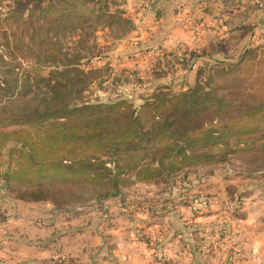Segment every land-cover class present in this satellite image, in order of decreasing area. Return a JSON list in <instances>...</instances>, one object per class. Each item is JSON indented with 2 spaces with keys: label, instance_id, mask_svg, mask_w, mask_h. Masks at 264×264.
Returning <instances> with one entry per match:
<instances>
[{
  "label": "rangeland",
  "instance_id": "374dc122",
  "mask_svg": "<svg viewBox=\"0 0 264 264\" xmlns=\"http://www.w3.org/2000/svg\"><path fill=\"white\" fill-rule=\"evenodd\" d=\"M32 1L0 0V83L4 86L7 81L13 86L0 89V104L6 106L38 102L50 93L48 78L53 79L52 83L63 79L51 72L70 70L75 56L80 57L74 63L76 67L98 72L91 79L86 77V81L81 72L68 73L74 89H79V100L73 102L127 99L139 107L159 93H179L194 86L200 69L204 71L201 79L206 81L211 66L235 62L250 47L256 48L259 55L264 51V0H170L171 5H176L172 6L174 19L180 14L185 32L198 28L196 13L181 9L188 3L217 19L213 42L208 39L204 46L195 41L180 42L173 50L164 40L152 44L145 37L133 39L130 33L134 28L110 29L88 20L76 28L53 30L42 24L44 21L37 16L40 10L34 7V11ZM152 1L128 0L126 16L133 19L135 28L141 25L147 30L154 21L155 14L146 10ZM156 2L160 8L165 0ZM180 3L184 5L179 8ZM19 15L23 18H16ZM83 15L76 9L70 13L71 21ZM134 18L143 22L136 24ZM13 64L15 74L10 77L6 71ZM14 78L18 79L17 87ZM82 87L85 88L81 90ZM243 88L254 92L249 83ZM24 128L30 130L28 138H36L39 130L48 125L0 128V132L18 133L3 142L0 137V264H173L172 250L167 252L162 246L167 229L180 234V239L196 240L197 249L191 247L192 264L213 263L211 255L216 252L201 250L205 241L220 242V252H225L222 264H230L231 250L237 259L243 257L238 245L242 242L264 246L262 133L242 136L244 143L236 137L229 139L231 150L214 148L211 162L149 180H137L128 174L129 180L120 183L116 195L108 181L94 182L83 176L7 179L8 174L19 169L18 151L11 149L21 147L16 139L26 135L20 131ZM112 209L120 226L135 232L131 237L137 241L119 256L110 251L112 244L101 247L98 240L103 227L114 223L109 217L104 220V213ZM196 216L203 219L195 222ZM243 218L248 220L241 235L234 222L244 223L240 221ZM7 229L17 232L8 234ZM38 231L45 233L36 238ZM112 233L109 237H113ZM11 237L20 240V247L8 242ZM253 253L248 257L252 264H258V252Z\"/></svg>",
  "mask_w": 264,
  "mask_h": 264
},
{
  "label": "trees",
  "instance_id": "16d2710c",
  "mask_svg": "<svg viewBox=\"0 0 264 264\" xmlns=\"http://www.w3.org/2000/svg\"><path fill=\"white\" fill-rule=\"evenodd\" d=\"M32 2L33 9L40 10L37 16L44 21L42 24L56 31L68 26L76 28L87 20L103 23L110 29L135 28L126 16L128 0ZM76 9L84 15L71 21L70 13ZM79 60V56L71 59L75 67L70 70L51 72L63 79L52 83L53 79L48 78L50 93L38 102L22 106L0 104V128L48 125L47 129L39 130L36 138H28L30 130H20L26 134L16 139L21 147L11 149L18 151L19 169L8 174L7 179L21 181L30 175L36 179L83 176L94 182L108 181L117 195L120 183L129 180L128 174L137 180L154 179L213 161V149L231 150L228 142L231 138L244 143L242 136L264 135V51L259 55L256 48L250 47L235 62L211 66L206 81L201 79L204 71L200 69L194 86L179 93H159L139 107L127 99L73 102L79 100L76 97L79 89H74L68 73L81 72L86 81V77L91 79L98 72L79 69L74 64ZM15 67L13 64L6 74L12 77ZM14 79L17 87L18 79ZM5 83L4 86L0 83L1 90L13 88ZM245 83L254 92L243 88ZM16 134L0 132L1 142ZM187 243L192 250L197 249L195 239Z\"/></svg>",
  "mask_w": 264,
  "mask_h": 264
},
{
  "label": "crops",
  "instance_id": "0c3cea01",
  "mask_svg": "<svg viewBox=\"0 0 264 264\" xmlns=\"http://www.w3.org/2000/svg\"><path fill=\"white\" fill-rule=\"evenodd\" d=\"M156 0H153L148 7L146 8L149 9L152 14H155V19L152 23H150L147 27V30H144L142 28V26L137 25L136 28H134V30L130 33V36H133V39H142V38H147V40H150L152 44H156L157 42H160V40H164V42L166 43V45L169 47L170 50H173L175 47L178 46V44H180V42H193L195 41V44L199 43H203V46L206 45L208 43V39H210V42L212 40L211 36H214L212 34H215L216 31H214L213 26L217 24V19H215V17L211 16V14H209V12L207 11H203V9H198V6L196 7L195 5H191L190 3H188L187 5L184 4H179L177 5V7L180 8L181 5H184L183 8H181L182 10L185 11H194L196 13L195 16H197L198 18V28L197 31H189V32H185L183 31L184 28L181 25V21L179 20L180 18V14L178 16H176V19H174V10L172 11V6H176V5H171L170 4V0L166 1L165 3H161L162 7L159 8L160 4H156ZM176 4V3H175ZM196 7V8H195ZM157 12H160V14L162 15H157ZM175 21V23H173L172 21ZM181 19L184 20V18L181 16ZM133 20V19H132ZM134 21L136 22V24H138V22H143L142 19L140 18H134ZM142 24V23H141ZM177 25V28H176ZM182 30H181V29ZM182 44V43H181ZM112 201L107 200L106 203H110ZM113 211L114 209H112L110 212H105L104 215V220H106V218L110 219V221H114V223L109 227V225L103 227V231L100 232V237H99V242L101 243V247H108L110 244L111 248L110 251H113V256H115L116 254L122 255L124 253L123 249L127 248L128 246H131L130 244H135L137 243V241L131 237V235H135V232L133 231H128L126 229V227L124 226H120L119 222L117 221V217L115 218L113 216ZM201 219H203V216H196L195 217V222L196 221H201ZM247 218H243L240 221H243L244 223H235L236 225H239V227H237V231L241 232V235L243 233V229H245V225L247 222ZM109 221V220H107ZM106 221V222H107ZM108 224V223H107ZM243 227V229H242ZM167 229V228H166ZM236 230V227L234 229V232ZM8 232V234H13L14 231L17 232V230L12 229L6 230ZM113 232V237H109V233ZM167 234L165 235H169L167 236H162V246H163V250L165 251H171L172 250V255L174 256L177 252L181 251L182 255H181V259L179 264H192L193 262V258H194V254L191 250V246L190 244L187 243V241H185L184 239H180L181 235L177 234L176 231H173L172 229H167ZM38 233L36 235L40 236L43 235L45 232L44 231H38ZM130 234V236H129ZM173 235V236H172ZM27 236V235H26ZM25 236V238H26ZM167 237V238H166ZM76 239L74 240H79V237L77 239V237H75ZM239 237H237L238 239ZM241 240L242 237L240 236ZM239 238V239H240ZM11 240H9L8 242L10 244H16L17 243V247H20L19 244H21L20 240L17 239V237H11L9 238ZM112 239V241H110ZM13 240V241H12ZM214 240V239H213ZM17 241V242H16ZM207 242V241H205ZM211 242V241H208ZM204 244V243H203ZM202 244V246H203ZM106 245V246H104ZM242 250L243 253L240 258H236L237 256H232L233 251L231 250V262L230 264H252L251 259H249V257L253 256L252 255V251L253 252H258V257H259V263L258 264H264V246L263 247H259L258 245H250V242H242L241 244H238ZM13 246V245H12ZM89 245H87L88 247ZM238 246V247H239ZM35 247V246H34ZM175 247V248H174ZM232 248V245L230 246ZM202 250H204L202 248ZM205 251V250H204ZM214 252H216V254L211 255V259L213 260L212 264H222L223 259H225V257H223V259L221 258L222 256L225 255V252H220L223 251L221 250V244L218 247V249L213 250ZM206 252V251H205ZM171 253V252H169ZM253 253V254H255ZM205 254V253H204ZM249 256V257H248ZM245 257V258H244ZM248 257V258H247ZM103 259H105V257H102ZM103 261H107V260H103Z\"/></svg>",
  "mask_w": 264,
  "mask_h": 264
},
{
  "label": "built area",
  "instance_id": "2783aa9c",
  "mask_svg": "<svg viewBox=\"0 0 264 264\" xmlns=\"http://www.w3.org/2000/svg\"><path fill=\"white\" fill-rule=\"evenodd\" d=\"M187 22L190 23V19L186 20ZM186 24V23H185ZM187 26V24L185 25ZM220 246V242L218 241H212V242H204L202 248L206 251V252H211L212 250L218 249V247ZM181 251L177 252L174 256H173V264H179L180 259H181Z\"/></svg>",
  "mask_w": 264,
  "mask_h": 264
}]
</instances>
